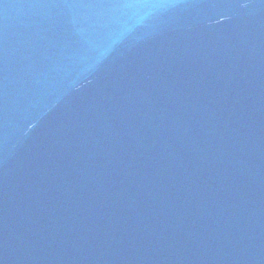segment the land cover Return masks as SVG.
<instances>
[{"label": "water", "instance_id": "1", "mask_svg": "<svg viewBox=\"0 0 264 264\" xmlns=\"http://www.w3.org/2000/svg\"><path fill=\"white\" fill-rule=\"evenodd\" d=\"M0 264H264V0H0Z\"/></svg>", "mask_w": 264, "mask_h": 264}]
</instances>
